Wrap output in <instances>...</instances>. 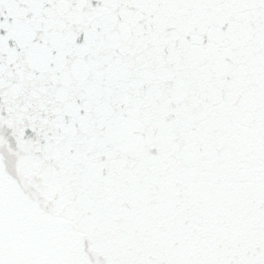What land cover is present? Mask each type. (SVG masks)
Returning <instances> with one entry per match:
<instances>
[{
    "label": "snow or ice",
    "instance_id": "obj_1",
    "mask_svg": "<svg viewBox=\"0 0 264 264\" xmlns=\"http://www.w3.org/2000/svg\"><path fill=\"white\" fill-rule=\"evenodd\" d=\"M0 264H264V0H0Z\"/></svg>",
    "mask_w": 264,
    "mask_h": 264
}]
</instances>
